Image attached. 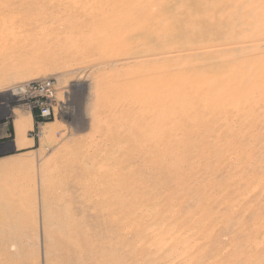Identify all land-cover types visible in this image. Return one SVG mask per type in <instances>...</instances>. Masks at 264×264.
I'll return each instance as SVG.
<instances>
[{"label": "rangeland", "instance_id": "obj_1", "mask_svg": "<svg viewBox=\"0 0 264 264\" xmlns=\"http://www.w3.org/2000/svg\"><path fill=\"white\" fill-rule=\"evenodd\" d=\"M113 2L0 0V15ZM121 2L137 12L149 3L172 26L139 46L171 54L166 172L143 170L142 183L102 192L105 169L120 162L106 153L108 135L120 136V58L102 57L120 55L117 43L74 53L80 18L48 41L0 32V70L24 76L0 86V248L12 252L0 250V264H264V0ZM204 7L209 18L191 17ZM212 40L226 45L192 49ZM45 79L55 97L42 116L36 97L10 87ZM55 236L71 245L48 247Z\"/></svg>", "mask_w": 264, "mask_h": 264}, {"label": "bare ground", "instance_id": "obj_2", "mask_svg": "<svg viewBox=\"0 0 264 264\" xmlns=\"http://www.w3.org/2000/svg\"><path fill=\"white\" fill-rule=\"evenodd\" d=\"M121 1L122 0H120L119 3L120 9H118L119 6L111 0L113 3H107L105 6L94 3L92 5L84 6L78 3L68 9H66V6L63 8L62 5L59 4L57 8L52 6L49 10L45 9L46 12L44 11L42 14L34 16L28 11H22L19 15L18 12L15 15L12 10H8L6 16L0 15L1 33L9 30V35L25 37V39L27 38L29 40L32 39L30 41L33 43H36L41 39L48 41L52 37H55L53 35L59 37L60 35L57 36V34L61 31H65L66 27L72 25L70 23L71 21H76L80 18V30L79 32H75L74 38L71 39V43H74V53H77V51L89 52L95 49L98 52L100 51L101 54L103 53V49L109 48L113 42L120 46V55L118 56L102 54L104 63L105 61L106 63L108 61L114 63V58H120V136L112 133L111 135H108V151H106L108 155L116 153V156L114 155L115 157L113 156L112 158L113 160H120V164L117 163L116 166L111 167L112 171H110V169H105L103 177L100 178V186L102 187L103 193H109L111 191L119 193L121 186H128L129 184L138 185L142 183L144 181L142 179L145 176L141 178L140 172L143 170L148 171L160 166L159 169H162L161 174H165L166 170L164 167L167 162L168 154V107L171 78L169 62V58L171 57L170 50L144 49L139 46L149 39L168 36L171 32L172 26L163 24L165 21L162 19L161 15H159L158 12L149 10L152 7L149 3H147V5H142L143 8H140L141 11L137 12L134 9L135 6L130 5L129 7L122 8L121 4L123 3ZM72 10L77 12V15L76 13L75 15L70 14V11ZM3 11V9H0V13ZM55 14H61L64 16L60 17L58 15L57 17H60L61 19H59L58 23L52 24L53 20L52 23H50L51 20L48 19L53 15L55 16ZM68 14L72 16H67ZM210 15L211 13L209 12V9L204 7V9L191 15V17L200 21L201 19L205 20L209 18ZM56 19L57 18H54V20ZM47 21L50 23L48 26H46ZM39 26H45V31L50 33V36L38 37L36 36L40 35L38 31L39 34L37 32V34H34L36 38L35 36L33 37L30 30ZM84 28L91 31V37L88 40H86L87 38L85 39V34H81V32L84 31ZM205 34L206 33L201 34V36H204ZM27 36L30 37L28 38ZM3 38L0 37L1 41H3ZM69 41L70 39L68 42ZM231 43L232 41H228V44ZM220 45L224 46L226 44L225 42L223 44H218L213 40L210 41V43L196 41L194 44H191V46H193L192 49H195L196 51L201 50L200 53L219 52V49L213 50L212 48ZM6 46L4 45V47ZM103 61H100L99 64ZM55 62H60V59L55 58ZM5 68L0 70V86L6 84L11 85L19 78L24 77L22 74L23 72L19 70L20 68L18 69L19 71L14 72H7ZM23 69L25 68L23 67ZM23 85L24 83L14 86L12 85L13 87H10L12 94L17 95L19 98L22 97L21 93ZM19 120L21 122V118H19ZM16 125H18L17 120ZM104 147H106V145ZM110 160H112L111 157L109 161ZM13 166L14 165L10 162H6L2 165L4 168ZM103 171H96V173L100 176ZM108 171H110V173H108ZM117 171H120V173ZM111 172L114 174L112 179ZM107 173L108 175H106ZM150 177L151 175L148 177V183L151 182ZM165 180L166 179L163 181L164 183H166ZM122 192H124V190L120 191V193ZM9 235L12 234L10 233ZM57 238L56 236L54 237L55 242L51 241L52 239L50 240L51 242L48 241V247H50V245L51 247H54L53 245L55 244H57L55 245L56 247H67L71 245V240L62 241L58 239L56 241ZM5 240L7 241V237ZM8 240L10 241V239ZM3 241L2 245L6 242L4 241L3 243ZM44 243H46V241ZM5 244L1 246V251H4L6 247H8V245L5 246ZM4 253V256L12 254V252L9 253L8 248Z\"/></svg>", "mask_w": 264, "mask_h": 264}, {"label": "built area", "instance_id": "obj_3", "mask_svg": "<svg viewBox=\"0 0 264 264\" xmlns=\"http://www.w3.org/2000/svg\"><path fill=\"white\" fill-rule=\"evenodd\" d=\"M53 84L50 80L45 79L25 82L23 85L22 97H36L34 104L42 116L50 114V110L53 108L50 104L55 97Z\"/></svg>", "mask_w": 264, "mask_h": 264}, {"label": "crops", "instance_id": "obj_4", "mask_svg": "<svg viewBox=\"0 0 264 264\" xmlns=\"http://www.w3.org/2000/svg\"><path fill=\"white\" fill-rule=\"evenodd\" d=\"M18 120V119H17Z\"/></svg>", "mask_w": 264, "mask_h": 264}]
</instances>
